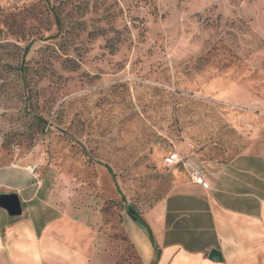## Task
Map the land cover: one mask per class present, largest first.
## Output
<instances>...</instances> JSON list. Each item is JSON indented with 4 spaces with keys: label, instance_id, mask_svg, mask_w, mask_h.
<instances>
[{
    "label": "rangeland",
    "instance_id": "rangeland-1",
    "mask_svg": "<svg viewBox=\"0 0 264 264\" xmlns=\"http://www.w3.org/2000/svg\"><path fill=\"white\" fill-rule=\"evenodd\" d=\"M246 112L264 115V0H0V166L78 191L118 264L139 262L126 218L182 174L164 158L237 153Z\"/></svg>",
    "mask_w": 264,
    "mask_h": 264
},
{
    "label": "crops",
    "instance_id": "crops-1",
    "mask_svg": "<svg viewBox=\"0 0 264 264\" xmlns=\"http://www.w3.org/2000/svg\"><path fill=\"white\" fill-rule=\"evenodd\" d=\"M235 123L244 142L237 153L172 151L186 163L173 189L136 219L129 214L122 228L138 264H264V115L246 112ZM31 164L0 166V196L16 194L22 211L10 216L0 207V264H118L96 211L82 207L78 191L69 196L47 184ZM191 168L208 189L191 180ZM212 250L221 259H210Z\"/></svg>",
    "mask_w": 264,
    "mask_h": 264
},
{
    "label": "water",
    "instance_id": "water-1",
    "mask_svg": "<svg viewBox=\"0 0 264 264\" xmlns=\"http://www.w3.org/2000/svg\"><path fill=\"white\" fill-rule=\"evenodd\" d=\"M0 207L5 209L10 216H18L22 212L19 197L14 193L8 195H1ZM130 215L134 219L137 218V214L135 212H131ZM209 258L213 260L221 259L220 254L216 250H212L210 252Z\"/></svg>",
    "mask_w": 264,
    "mask_h": 264
},
{
    "label": "built area",
    "instance_id": "built-area-1",
    "mask_svg": "<svg viewBox=\"0 0 264 264\" xmlns=\"http://www.w3.org/2000/svg\"><path fill=\"white\" fill-rule=\"evenodd\" d=\"M165 165H176L180 164L182 166H186L185 159L179 154L178 152H172L164 158ZM191 180L201 186L204 189H208L209 186L206 181L203 179L200 169L198 168H191L189 172Z\"/></svg>",
    "mask_w": 264,
    "mask_h": 264
},
{
    "label": "trees",
    "instance_id": "trees-1",
    "mask_svg": "<svg viewBox=\"0 0 264 264\" xmlns=\"http://www.w3.org/2000/svg\"><path fill=\"white\" fill-rule=\"evenodd\" d=\"M171 152H172V151H171ZM179 166H180L179 164H176L175 167H179ZM107 168H108V167H107ZM108 171L111 173V171L109 170V168H108ZM117 189H118V188H117ZM118 191H119V189H118ZM122 199H124V198H122ZM141 222H142L143 225H145L144 222H143L142 220H141Z\"/></svg>",
    "mask_w": 264,
    "mask_h": 264
}]
</instances>
